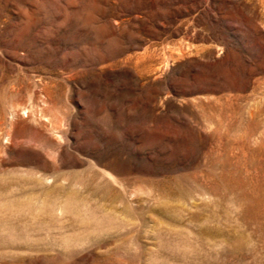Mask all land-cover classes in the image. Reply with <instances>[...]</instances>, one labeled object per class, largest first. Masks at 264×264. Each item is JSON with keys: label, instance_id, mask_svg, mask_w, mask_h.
Instances as JSON below:
<instances>
[{"label": "rangeland", "instance_id": "obj_1", "mask_svg": "<svg viewBox=\"0 0 264 264\" xmlns=\"http://www.w3.org/2000/svg\"><path fill=\"white\" fill-rule=\"evenodd\" d=\"M0 264H264V0H0Z\"/></svg>", "mask_w": 264, "mask_h": 264}]
</instances>
